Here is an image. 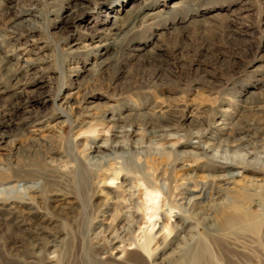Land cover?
<instances>
[{"label": "rangeland", "instance_id": "1", "mask_svg": "<svg viewBox=\"0 0 264 264\" xmlns=\"http://www.w3.org/2000/svg\"><path fill=\"white\" fill-rule=\"evenodd\" d=\"M113 19L127 25L115 36ZM106 38L120 45L102 50ZM77 106H91L95 117L73 127ZM157 110L173 123L171 138L145 135L144 122ZM112 111L130 114L134 131L126 141L136 148L112 155L90 183L78 184L69 143L76 151L102 145L112 134ZM36 117L40 126H24ZM0 132V172L43 181L39 198L26 187L0 192V202H31L21 230L0 209V264H116L100 257L123 248L150 260L160 239L173 235L178 211L168 201L178 197L185 175L209 203L225 187L213 179L222 172L209 168L220 164L217 157L245 167L234 182L248 194L244 207L261 217L259 237L238 231L234 244L219 250L201 229L208 220L219 224L218 206H207L192 224V252L203 241L209 264H264V0H0ZM179 141L199 144L198 155L182 153L189 148ZM46 147L59 155L49 159ZM121 183L130 186L131 201ZM108 190L116 197L106 209L101 191ZM55 192L71 211L54 208ZM32 211L51 219L26 214ZM123 211L127 218L115 228L131 223L132 233L111 249L105 230Z\"/></svg>", "mask_w": 264, "mask_h": 264}, {"label": "bare ground", "instance_id": "2", "mask_svg": "<svg viewBox=\"0 0 264 264\" xmlns=\"http://www.w3.org/2000/svg\"><path fill=\"white\" fill-rule=\"evenodd\" d=\"M139 17V16H138ZM113 23L111 24V29L113 30L110 35H117L127 25L124 23H116V19H113ZM139 21V20H138ZM136 24V23H135ZM127 28V27H126ZM118 39V38H117ZM120 39V38H119ZM123 39V38H121ZM107 38L99 44L102 50L107 49L109 46L118 47L120 42L106 41ZM115 40V39H114ZM22 53V52H21ZM25 55V54H24ZM17 67V66H16ZM101 68V67H100ZM99 68V69H100ZM14 93V92H13ZM70 95H64L62 98L63 102H66V98ZM54 103V101H53ZM91 106H77L78 111L74 116V120H72L73 127L75 126H83L86 123H89L87 118L95 117L92 113L89 112ZM12 112V109H11ZM8 112V113H11ZM133 114V113H132ZM130 114L118 115L115 112H110V116L106 118V121L110 123V129L112 130V134L110 138L103 142L102 145L97 144H82V150L76 151L77 144L74 140L69 143L70 151L68 152L69 159L72 160L74 165L71 167L70 172L74 173L73 179L79 183H90L92 177L95 175V169L98 166H102L108 159H112V155H116L117 152L122 153L123 150H130L132 148H136V146L131 147L126 141V138L133 133V119L129 118ZM137 115V114H136ZM62 116V115H61ZM66 121H70L68 115H63ZM59 116L55 115V118ZM70 122V123H71ZM41 120L38 117L31 120L29 123H25L24 126H40ZM128 126L127 128L125 126ZM173 125L170 118L167 117V114H164V111L157 110L153 114V117L144 122V133L145 135H150L154 137H158V139L171 138V134H167L168 128ZM172 129V128H171ZM18 133H21L22 127L19 126L17 129ZM37 130V128H36ZM35 131V130H34ZM160 132V133H159ZM194 132V131H192ZM189 136H197L195 133L189 134ZM3 139V134L0 132V140ZM191 142H177V145L181 148H189L182 150L184 154H190L193 156H197L198 152L197 148L200 147L192 146ZM199 143V141H198ZM209 143H206L203 149L205 151H209L208 149ZM234 147V146H233ZM33 150L39 147H32ZM45 148V147H44ZM45 154H57L58 151L55 148L46 147ZM69 149V148H68ZM195 149V151H194ZM201 149V148H200ZM32 150V151H33ZM204 151V152H205ZM127 152V151H126ZM114 157V156H113ZM53 160L54 155L48 157ZM216 162L220 163L216 165V167H209L213 170H219L222 173L220 175L213 176V179L216 180V184L219 186H225L222 190H216L213 193L212 202H206L207 192L201 191V188L198 185L193 183V178L191 175H185L183 179L185 180L184 186H182L179 190L178 197L172 203V201H168L172 208L177 209L178 213L175 214L174 222L171 223L169 232L173 231V235L168 242H165L164 237L160 239L158 244L153 248L154 253L151 254V259H145L144 255H141L137 249L132 251H128L123 248L120 250V255L111 257V253L109 251H105L103 255L100 257L102 261L105 263L113 262L116 264H173L174 262H187V264H209L206 260V252L207 248L203 241H199L192 252L193 246L191 245L193 240V232L195 215L199 214L203 210L206 209L207 206H218L219 208V224L216 225L215 222L208 220L201 227L205 238L210 241L213 245H216L217 248L221 251L227 249L230 245L234 244V234L239 235L244 232H248L252 235V237H259L260 233V224L261 217L250 210L247 207H244L243 203L247 200L248 194L242 187L235 185V178L240 176L242 172L238 171L244 170V166L240 164V162L228 161V160H219L217 157ZM180 168H185V166L180 165ZM187 168V167H186ZM253 170V169H252ZM253 170L252 172H254ZM261 171V170H260ZM30 180V184L28 186H24L23 182ZM40 180V177L37 175L35 177H25L17 174L16 172L9 173H1L0 172V192H11L18 189V187H23V189L32 192L31 196L37 198L39 196V190L37 187L39 185H43V181ZM211 183V182H210ZM33 185H36L33 186ZM212 185V184H211ZM254 185L259 186L260 183L256 182ZM122 183L118 187H122V191L126 192L125 195L127 200L131 201L133 198V192H131L130 186L129 188L124 187ZM151 186V184H148ZM104 187H106L104 185ZM107 188V187H106ZM225 192H223L224 190ZM31 190V191H30ZM53 192V191H52ZM104 194L103 199L105 201L104 207L106 209L110 208V204L114 203L113 199H115V191H101ZM60 193H52L50 196V201L54 203V208L62 210L71 211L73 209L72 204L69 201H65L64 198L58 197L61 196ZM54 196V197H53ZM221 198V202L217 201L218 198ZM39 198V197H38ZM62 202V203H61ZM31 202L29 201H17L14 199L5 200L4 202H0V209L7 212L9 215V219L12 218L14 222V227L18 230L23 229L26 224V220L24 218V213L26 207L29 206ZM30 208V207H28ZM217 210V209H216ZM206 212V211H205ZM103 213L107 215V211L103 210ZM26 214H33L36 218L41 219L42 221H49L46 216L41 217L40 215L35 214V212H29ZM50 214V213H49ZM218 214V213H217ZM47 215V214H46ZM48 216V215H47ZM127 218V214L123 211L121 214L116 215L113 220V225H108L107 230H105V234L110 240L109 244L111 249L117 248L118 246L114 243H123L129 239V235L132 233V224L126 222V226L119 228L117 230L115 228L117 223H122ZM100 227V226H99ZM241 230V232H240ZM120 233H123L119 236ZM126 235V236H125ZM57 237L56 235H53ZM61 239V238H60ZM260 241H263L262 236L259 238ZM152 241V238H149L146 242V246ZM51 242V241H50ZM156 242V241H155ZM60 240H56V244H50L53 247V250H57L60 247ZM206 243V242H205ZM192 247V248H191ZM141 249L144 250V246H141ZM165 250H169V252L165 255ZM92 261V260H91Z\"/></svg>", "mask_w": 264, "mask_h": 264}]
</instances>
